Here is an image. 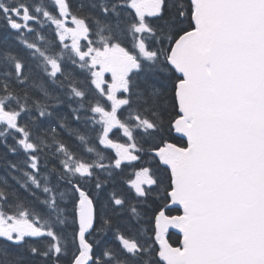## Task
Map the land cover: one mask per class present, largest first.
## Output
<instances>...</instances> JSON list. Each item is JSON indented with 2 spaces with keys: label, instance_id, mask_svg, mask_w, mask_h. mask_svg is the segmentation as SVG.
<instances>
[{
  "label": "snow or ice",
  "instance_id": "1",
  "mask_svg": "<svg viewBox=\"0 0 264 264\" xmlns=\"http://www.w3.org/2000/svg\"><path fill=\"white\" fill-rule=\"evenodd\" d=\"M0 168V264H264V0H0Z\"/></svg>",
  "mask_w": 264,
  "mask_h": 264
},
{
  "label": "trees",
  "instance_id": "2",
  "mask_svg": "<svg viewBox=\"0 0 264 264\" xmlns=\"http://www.w3.org/2000/svg\"><path fill=\"white\" fill-rule=\"evenodd\" d=\"M173 142H177V141H173ZM3 175H4V171L2 168H0V176H3ZM173 208L175 209L176 207H173ZM171 214L178 215L180 214V212L177 210H173ZM168 240L173 246H180L181 236L177 232L170 231L168 235Z\"/></svg>",
  "mask_w": 264,
  "mask_h": 264
},
{
  "label": "water",
  "instance_id": "3",
  "mask_svg": "<svg viewBox=\"0 0 264 264\" xmlns=\"http://www.w3.org/2000/svg\"><path fill=\"white\" fill-rule=\"evenodd\" d=\"M174 230H176L177 232H179V230L178 229H174ZM180 233V232H179ZM181 234V233H180ZM182 235V234H181Z\"/></svg>",
  "mask_w": 264,
  "mask_h": 264
},
{
  "label": "rangeland",
  "instance_id": "4",
  "mask_svg": "<svg viewBox=\"0 0 264 264\" xmlns=\"http://www.w3.org/2000/svg\"><path fill=\"white\" fill-rule=\"evenodd\" d=\"M110 78V77H109Z\"/></svg>",
  "mask_w": 264,
  "mask_h": 264
}]
</instances>
